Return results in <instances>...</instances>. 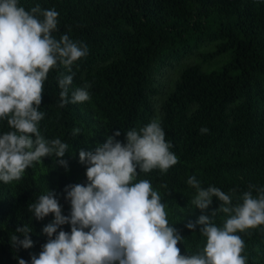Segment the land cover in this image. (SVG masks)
Returning <instances> with one entry per match:
<instances>
[{
  "label": "trees",
  "instance_id": "1",
  "mask_svg": "<svg viewBox=\"0 0 264 264\" xmlns=\"http://www.w3.org/2000/svg\"><path fill=\"white\" fill-rule=\"evenodd\" d=\"M30 10L37 4L58 13L59 39L68 34L88 47V55L73 66L71 90L90 85V100L59 107L57 77L52 69L44 84L39 123L46 139L59 138L69 148L64 157L47 156L27 168L18 181H0V264H31L48 237L42 229L54 215L35 219L28 205L52 191L69 215L65 187L86 184V168L79 151H94L116 130L126 131L157 119L178 163L167 173L140 172L161 195L170 226L183 236V255L198 254L206 238L185 225L201 214L211 216L218 198L202 212L191 204L196 190L187 180L195 176L201 187L215 186L232 196L233 205L250 184L264 187V1L257 0H19ZM70 29V31H69ZM228 55L211 71L204 65ZM180 64L176 77L165 73ZM78 65V67H77ZM201 127L209 132L201 134ZM80 128L78 136L72 135ZM0 120V135L11 131ZM67 161V168L59 160ZM167 185V188L161 185ZM235 189V193L231 190ZM171 192L169 195L168 193ZM257 193L253 191L255 197ZM226 214L212 223L222 227ZM27 225L33 246L13 247L10 236ZM71 231V226H61ZM264 225L237 233L244 240L247 264H264ZM59 231V229H58Z\"/></svg>",
  "mask_w": 264,
  "mask_h": 264
},
{
  "label": "clouds",
  "instance_id": "2",
  "mask_svg": "<svg viewBox=\"0 0 264 264\" xmlns=\"http://www.w3.org/2000/svg\"><path fill=\"white\" fill-rule=\"evenodd\" d=\"M58 16L55 9H42L39 4L26 10L19 0H0V120L12 129L0 135V181L4 183L20 180L42 158H62L68 151L67 143L46 139L39 129L45 116L39 109L50 70L63 67L69 73L57 77L60 108L91 98L87 83L69 95L73 66L88 55V47L67 33L59 39L53 35L59 31ZM208 132L201 127V134ZM80 133V128H74L72 135ZM120 135L116 130L94 151H79L80 162L87 166V183L65 187L69 215L62 213L52 191L28 205L35 219L54 215L42 229L48 240L38 256L31 254V264H247L242 255L245 243L237 233L264 225V187L250 184L238 197L242 202L233 205L231 195L215 186L201 187L195 176L190 177L187 183L196 190L191 200L195 208L207 210L213 197L221 203L211 216L201 214L185 225L192 232L197 224L202 225L199 232L206 244L198 254L183 255L178 243L184 237L170 226L160 193L147 179L136 182L140 172L159 169L167 173L178 163L160 121L127 130L126 142L116 139ZM59 163L68 166L63 159ZM217 212L226 214L222 227L212 223ZM65 224L71 226L70 232L61 229ZM15 232L24 238L11 235L13 247L33 246L30 227L23 225ZM18 259L19 264H28Z\"/></svg>",
  "mask_w": 264,
  "mask_h": 264
},
{
  "label": "rangeland",
  "instance_id": "3",
  "mask_svg": "<svg viewBox=\"0 0 264 264\" xmlns=\"http://www.w3.org/2000/svg\"><path fill=\"white\" fill-rule=\"evenodd\" d=\"M228 55H222L219 56L217 59H215L214 61H212L211 63L205 64L203 67L205 70L207 71H211L215 68L220 67L222 64L225 63L226 59H227ZM181 65L177 64L176 67L171 68L167 71V73H165V78L164 80L166 81L167 79L171 78V77H176L178 74V71L180 69Z\"/></svg>",
  "mask_w": 264,
  "mask_h": 264
},
{
  "label": "water",
  "instance_id": "4",
  "mask_svg": "<svg viewBox=\"0 0 264 264\" xmlns=\"http://www.w3.org/2000/svg\"><path fill=\"white\" fill-rule=\"evenodd\" d=\"M257 1H264V0H257Z\"/></svg>",
  "mask_w": 264,
  "mask_h": 264
}]
</instances>
